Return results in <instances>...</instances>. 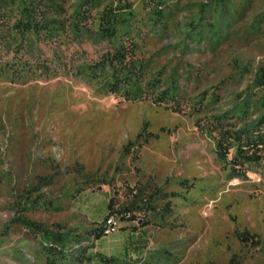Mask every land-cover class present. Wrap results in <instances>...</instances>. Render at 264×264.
Segmentation results:
<instances>
[{
    "label": "rangeland",
    "instance_id": "obj_1",
    "mask_svg": "<svg viewBox=\"0 0 264 264\" xmlns=\"http://www.w3.org/2000/svg\"><path fill=\"white\" fill-rule=\"evenodd\" d=\"M81 1L39 0L54 35L33 40L15 27L17 7L0 4V264H48L46 241L27 222L70 237L66 259L54 264H104L76 258L105 249L113 264H264V169H233L234 150L222 159L208 123H237L240 103L258 96L264 0H226L230 37L212 42L224 23L217 0H168L165 24L155 13L163 0H127L143 81L116 95L108 74H88L108 47L75 35ZM112 3L119 0H98L89 20ZM193 23L203 34L188 36ZM42 63L57 66L56 75L41 73ZM153 79L161 84L154 96L185 92V113L140 94ZM110 199L115 212L133 201L140 208L117 233H144L142 256L118 254L120 238L92 235Z\"/></svg>",
    "mask_w": 264,
    "mask_h": 264
},
{
    "label": "trees",
    "instance_id": "obj_2",
    "mask_svg": "<svg viewBox=\"0 0 264 264\" xmlns=\"http://www.w3.org/2000/svg\"><path fill=\"white\" fill-rule=\"evenodd\" d=\"M222 1L223 3L221 0H217V4L222 8L220 17L224 23L218 22V28L208 38L210 42L214 40L219 41L221 38L227 40L230 37L228 30L230 22L228 24L226 22L228 18H232V13L229 12L226 0ZM5 2L17 7L20 17L16 20L15 27L23 37L33 40L34 37L40 38L44 34L47 39L52 38L54 34L51 32V27L53 25L46 17V14H42L39 0H0V4ZM97 3L98 0H82L78 12L74 16L72 25L75 35L86 37L98 43H104L108 47L107 53L93 67H90L88 74L96 78L99 75L108 74L106 79L107 89L110 93L116 95L120 93L123 87L132 88L129 84H131L133 78L141 82L143 81V75L140 72L143 70L144 64L141 63L137 56L138 45L126 29L133 19L134 12L132 5L127 0H119V5L112 3L106 6L99 16L91 22L89 20L91 17L89 10L93 9ZM167 3L168 0L159 2V6L155 11L158 15L157 20L163 24L168 23L172 18L166 15L165 6ZM82 6H84V10ZM202 10L207 11L206 5L203 6ZM199 22L202 23L203 21L199 19ZM224 24L228 28L223 32L222 28L225 27ZM201 25L198 23L191 24L188 36L192 34L196 35V33L198 35L203 34L199 30ZM37 69H40L41 73L46 76H51L56 75L55 70H57V66L42 63ZM30 73H35V70H31ZM109 74H111V80H108ZM255 81V89L259 91L258 96L247 98L245 102L240 103L238 109L237 117H239V120L237 123H245L243 126L237 128V123L229 120L231 116L227 118L223 116L214 117L208 122L211 127L214 125L212 129L217 131L219 135L216 147L222 159L227 161L231 150H234V157L228 161L233 169H242L246 165L251 164L262 166L264 169V69L258 72ZM160 88V80L153 79L138 90L140 94L144 95L145 99L152 100L156 105H164L178 113L186 112L184 109L189 106L186 101L185 92L182 89L174 86L154 96L155 91ZM126 98L130 99V96L126 95ZM85 190L86 188L82 187L79 192L81 193ZM135 198H138V196L136 195ZM135 203L133 201L128 207H123V212H115V202L113 199H110L106 207L105 218L103 222L99 223L101 226L92 232L94 238L99 240L102 237L103 226L111 216L116 217L120 221H134L135 217L131 213L140 210L138 206L134 205ZM142 222L145 225L151 223V220ZM26 225L32 227L46 241L43 253L48 264H54L56 258L66 259L65 249L67 241L70 238L67 234L50 232L42 224L34 222H27ZM74 239L78 242L80 241L78 238ZM132 251L137 252L138 256H142L145 252L143 248H138L137 246H133ZM76 259L80 263L86 260H98L104 264H113L117 260V258L107 257L100 253H95L94 256H87L85 250Z\"/></svg>",
    "mask_w": 264,
    "mask_h": 264
},
{
    "label": "crops",
    "instance_id": "obj_3",
    "mask_svg": "<svg viewBox=\"0 0 264 264\" xmlns=\"http://www.w3.org/2000/svg\"><path fill=\"white\" fill-rule=\"evenodd\" d=\"M105 215H106V210L104 212V218H105ZM95 222L101 223L100 221H95ZM111 236H114L117 239L120 238V247H121L120 249L121 250L118 252V254L123 255L124 257H134L135 255L138 254L137 252L132 251L133 246H137L138 248H143V250L145 251L146 247L144 246L146 245L145 244L146 239L143 237L144 233L134 234L128 230H124L119 233L116 232L105 238H110ZM96 253H100L107 257L116 258L115 254H113L111 250L109 249L98 251Z\"/></svg>",
    "mask_w": 264,
    "mask_h": 264
},
{
    "label": "built area",
    "instance_id": "obj_4",
    "mask_svg": "<svg viewBox=\"0 0 264 264\" xmlns=\"http://www.w3.org/2000/svg\"><path fill=\"white\" fill-rule=\"evenodd\" d=\"M119 228V220L114 216L109 217L103 226L102 237H108L116 233Z\"/></svg>",
    "mask_w": 264,
    "mask_h": 264
}]
</instances>
